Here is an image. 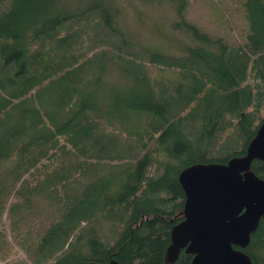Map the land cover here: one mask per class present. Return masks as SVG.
<instances>
[{
    "label": "trees",
    "instance_id": "16d2710c",
    "mask_svg": "<svg viewBox=\"0 0 264 264\" xmlns=\"http://www.w3.org/2000/svg\"><path fill=\"white\" fill-rule=\"evenodd\" d=\"M0 1V170L12 158L20 181L7 211L23 215L26 199L47 191L59 216L21 246L33 240L34 264H189L183 249L167 258L183 217L178 173L245 154L264 117V0L241 1L247 25L236 46L189 21L188 0ZM141 6L173 14L178 41H139L129 14ZM108 53L145 82L124 108L97 110L80 86L93 55ZM251 169L260 175L264 161ZM241 249L264 264V216Z\"/></svg>",
    "mask_w": 264,
    "mask_h": 264
},
{
    "label": "rangeland",
    "instance_id": "374dc122",
    "mask_svg": "<svg viewBox=\"0 0 264 264\" xmlns=\"http://www.w3.org/2000/svg\"><path fill=\"white\" fill-rule=\"evenodd\" d=\"M241 1L188 0L185 15L189 21L199 25L213 37L221 36L232 46H236L243 40V27L247 25ZM172 18L173 14L166 16L164 11L159 8L147 9L146 6L130 9L129 14L130 26L135 37L144 43L158 45H163L162 42L167 44L178 41L175 39L174 33L167 28V21L169 22ZM82 31L84 30L82 29ZM118 66L114 53L93 55L90 69L83 79L82 86H80L81 88L87 86L83 91V103H94L97 110L102 108L107 110L122 109L124 108V101L128 103L131 99L130 96L134 98L143 90L144 79L138 80L130 72L118 69ZM152 71L153 80L160 79L157 74L159 70L154 68ZM163 74L174 76L170 72H163ZM137 84H140V90ZM127 117H131L129 112H127ZM115 133L113 128H108L106 131V135ZM124 138L127 139L126 133H124ZM11 163L12 158L4 160L0 170L2 174L6 175L4 181L0 182V205H6L2 215H0V264H11L4 262L15 257L20 259L23 264H34L33 240L30 243L31 248L30 246L28 248L22 247L21 244L27 242L26 238L39 239L43 232L53 225L54 219L59 216L55 212L51 198L53 196H50L47 191L32 193L30 199H26L25 207L22 208L23 215L15 205L7 211V205L13 192L20 184L18 181L13 185L11 172L13 166L10 165ZM37 172L35 171L36 174H38ZM45 185L47 184L43 183L41 187L45 188ZM13 186L14 188H12ZM15 202L16 199L14 204ZM98 222L103 226L109 224L104 219H100ZM105 235H109V231H106Z\"/></svg>",
    "mask_w": 264,
    "mask_h": 264
},
{
    "label": "water",
    "instance_id": "95a60500",
    "mask_svg": "<svg viewBox=\"0 0 264 264\" xmlns=\"http://www.w3.org/2000/svg\"><path fill=\"white\" fill-rule=\"evenodd\" d=\"M255 158L264 160V117L244 155L224 163L196 162L178 173L185 198L183 217L171 228L169 261L183 249L192 254L189 264H255L241 249L264 215V173L249 168ZM76 264L123 263L110 257Z\"/></svg>",
    "mask_w": 264,
    "mask_h": 264
},
{
    "label": "flooded vegetation",
    "instance_id": "af4514ba",
    "mask_svg": "<svg viewBox=\"0 0 264 264\" xmlns=\"http://www.w3.org/2000/svg\"><path fill=\"white\" fill-rule=\"evenodd\" d=\"M243 155H244V154H243ZM240 156H241V155H240ZM255 159H256V158H255ZM253 160H254V159H253ZM253 160H252V161H253ZM258 160H261V159H258ZM262 161H264V160H262ZM251 163H252V162H251ZM249 168L251 169V164H250V167H249ZM251 170H252V169H251ZM252 171H253V170H252ZM253 172H254V171H253ZM254 173H255V172H254ZM263 173H264V170H263V172H262L260 175H259V174H257V175L262 176ZM182 215H183V214H182ZM263 216H264V215L261 216V218H260V220H259V223H260V221H261V219H262ZM178 221H179V220H178ZM258 225H259V224H258ZM257 227H258V226H257ZM257 227H256V228H257ZM251 233H252V232H251ZM249 241H250V240H249ZM248 243H249V242H248ZM248 243H247V244H248ZM237 247H238V246H237ZM244 247H245V246H244ZM241 248H243V247H241ZM184 252H185V251H184ZM190 254H191V253H190Z\"/></svg>",
    "mask_w": 264,
    "mask_h": 264
}]
</instances>
